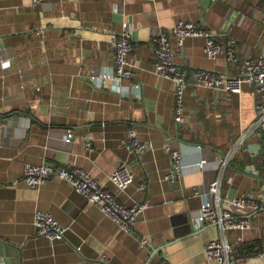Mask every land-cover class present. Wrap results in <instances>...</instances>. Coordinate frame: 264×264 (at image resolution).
Listing matches in <instances>:
<instances>
[{
    "label": "crops",
    "instance_id": "0c3cea01",
    "mask_svg": "<svg viewBox=\"0 0 264 264\" xmlns=\"http://www.w3.org/2000/svg\"><path fill=\"white\" fill-rule=\"evenodd\" d=\"M180 20L211 31L222 45L233 37L238 64L264 51L261 0H0V61H9L0 65V264H210L204 244L221 234L217 225L196 227L193 218L204 195L215 204L207 187L216 180L219 207L251 221L233 258L237 264H264V208L259 203L251 211L227 201L259 195L263 140L253 105H264V98L247 84L240 93L188 86L176 123L173 84L152 71L151 38ZM124 22L132 42V81L140 84L128 97L88 80L112 70L110 39ZM171 46L174 62L190 71L237 72L223 51L214 59L205 56L203 37H187L181 47L172 40ZM67 131L69 143L63 140ZM132 139L151 147L135 155L125 147ZM170 150L185 159L174 182L164 180ZM198 157L208 162L202 171L193 169ZM45 163L87 171L124 206L147 199L135 232L121 231L65 181L47 179L34 189L21 181L25 164ZM119 165L133 174L124 191L108 180ZM141 182L143 191L137 188ZM35 211L61 224L63 238L38 236ZM237 234L226 230L224 239L231 243Z\"/></svg>",
    "mask_w": 264,
    "mask_h": 264
},
{
    "label": "built area",
    "instance_id": "2783aa9c",
    "mask_svg": "<svg viewBox=\"0 0 264 264\" xmlns=\"http://www.w3.org/2000/svg\"><path fill=\"white\" fill-rule=\"evenodd\" d=\"M152 1V0H149ZM213 1V0H212ZM264 7V0H261ZM215 34L201 26L180 20L175 25L167 28H159L152 36L151 42L154 45L153 73L160 79L170 81L174 87L173 119L176 123L181 122L183 113V94L188 86L203 87L210 90L226 93H240L244 84L253 88V93L264 98V51L255 59L246 58L238 64L235 52V41L233 37H227L222 45L215 39ZM187 37H203V53L208 59H214L221 51L224 52L226 61L238 65L235 74L217 73L212 70L196 68L190 71L187 67L180 66L174 62V49L171 46L173 40L177 47L183 45ZM113 48V68L110 72L101 71L98 74H90L88 80L97 88L114 89L123 97H128L131 92H138L140 84L133 82L135 72L133 65L128 61L132 52L130 29L127 23H123L121 30L110 39ZM2 67L9 65V61L2 59ZM120 81H129L126 85H116ZM256 134L263 140L261 145L262 170L264 172V105L254 103ZM65 143L72 140L71 131L63 136ZM85 149L91 151V142L84 140ZM125 147L138 155L151 147L150 142H140L136 139L130 140ZM170 167L164 180L174 182L183 173L185 159L177 150L169 151ZM193 169L204 170L208 162L198 157L194 161ZM225 165V160L217 162V169ZM55 179L67 182L72 189L79 194L87 203L94 205L99 211L107 216L117 227L125 233L135 232V224L138 217L148 207L145 198L132 203L130 206L120 204L116 197L108 191L102 183L94 179L87 171L76 166L61 167L53 164L32 165L25 164L22 169L21 181L29 188L39 187L45 180ZM109 182L117 191H124L133 181V174L126 165L117 166L108 176ZM138 190H145V183L138 184ZM208 193L215 197V204L208 201L205 195L202 198L196 216L193 218L196 227L202 224L217 225L221 234L220 239H211L204 244L203 254L205 260L210 264H237L232 253L236 246L243 242L242 232L251 228V221L248 217H233L228 211L222 210L219 205V181H213L207 187ZM231 205L256 211L259 202L251 195H238L227 200ZM33 224L38 236L49 240H60L64 236L65 228L59 224L47 212L35 211ZM226 230L239 232L231 243L224 239ZM139 246H144L145 241L139 238ZM159 264H168L162 259Z\"/></svg>",
    "mask_w": 264,
    "mask_h": 264
},
{
    "label": "water",
    "instance_id": "95a60500",
    "mask_svg": "<svg viewBox=\"0 0 264 264\" xmlns=\"http://www.w3.org/2000/svg\"><path fill=\"white\" fill-rule=\"evenodd\" d=\"M259 195L257 197V201L261 204L262 209L264 208V178L259 180Z\"/></svg>",
    "mask_w": 264,
    "mask_h": 264
},
{
    "label": "trees",
    "instance_id": "16d2710c",
    "mask_svg": "<svg viewBox=\"0 0 264 264\" xmlns=\"http://www.w3.org/2000/svg\"><path fill=\"white\" fill-rule=\"evenodd\" d=\"M257 252V251H256ZM255 253V252H254Z\"/></svg>",
    "mask_w": 264,
    "mask_h": 264
}]
</instances>
